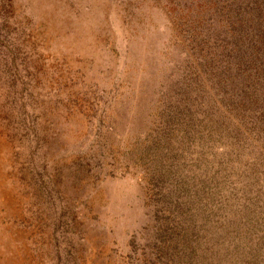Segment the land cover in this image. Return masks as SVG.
<instances>
[{
  "label": "rangeland",
  "instance_id": "374dc122",
  "mask_svg": "<svg viewBox=\"0 0 264 264\" xmlns=\"http://www.w3.org/2000/svg\"><path fill=\"white\" fill-rule=\"evenodd\" d=\"M0 264H264V0H0Z\"/></svg>",
  "mask_w": 264,
  "mask_h": 264
},
{
  "label": "bare ground",
  "instance_id": "6f19581e",
  "mask_svg": "<svg viewBox=\"0 0 264 264\" xmlns=\"http://www.w3.org/2000/svg\"><path fill=\"white\" fill-rule=\"evenodd\" d=\"M23 1V0H22ZM25 1V0H24ZM39 1V0H38ZM44 1V0H43ZM30 3V2H29ZM25 4V3H24ZM47 4V3H46ZM31 6H34V5H31ZM86 8H87V6H86ZM50 11V10H49ZM96 11V10H95ZM97 13V12H96ZM98 14V13H97ZM34 15V14H33ZM104 21V20H103ZM98 28V27H97ZM98 35V34H97ZM89 37V36H88ZM84 38V37H83ZM98 38V37H97ZM17 39H19V38H17ZM22 39V38H21ZM84 39H86V38H84ZM61 41H63V40H61ZM99 43V42H98ZM98 49V48H97ZM64 53V52H63ZM61 54V53H60ZM38 55V54H37ZM141 55V54H140ZM40 56V55H39ZM41 58V57H40ZM39 60V59H38ZM148 68V67H147ZM151 73V72H150ZM147 75V74H146ZM150 75V74H149ZM150 77V76H149ZM51 96V95H50Z\"/></svg>",
  "mask_w": 264,
  "mask_h": 264
}]
</instances>
